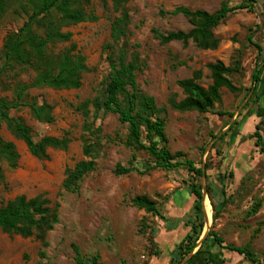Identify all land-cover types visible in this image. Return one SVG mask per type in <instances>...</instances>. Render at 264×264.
Returning a JSON list of instances; mask_svg holds the SVG:
<instances>
[{
	"label": "rangeland",
	"instance_id": "obj_1",
	"mask_svg": "<svg viewBox=\"0 0 264 264\" xmlns=\"http://www.w3.org/2000/svg\"><path fill=\"white\" fill-rule=\"evenodd\" d=\"M242 3L253 7L233 12L213 30L219 40L216 49H201L192 41L187 45L163 44L153 33L188 32L193 28L185 17L162 16L161 11L184 6L215 13L223 4L234 7ZM6 7L0 14V56L7 34L28 18L26 0H8ZM87 7L97 19L65 27L63 31L70 32L72 40L50 48L52 56L71 50L85 57L89 70L82 74L81 87L28 92L30 100L52 107V123L39 122L28 108L11 111L12 117L31 128L36 141L44 137L68 138L67 149L49 148L47 157H37L5 122L0 123V135L15 145L18 154L15 168L0 160L5 171L0 206L21 195L44 196L59 216L43 239L37 234L23 237L0 229V264H80L74 246L82 264H91L95 257L101 264H170L168 255L172 252L167 255V242L173 238L178 221L169 218L175 209L193 208L189 192L192 184L201 185L207 193L208 220L205 216L197 245L209 232L217 233L224 245H249L256 264H264V98L260 96L264 76L252 92L253 75L264 59V0H127L122 4L91 0ZM122 18L125 20L117 41L114 26ZM122 49L128 60L138 62L139 88L155 99L159 116L166 121L167 148L177 161L190 160L197 168H204L202 178H195L184 166L147 171L154 160L146 151L127 148V126L116 115H106L99 109L97 102L105 98L110 74L109 57L118 56ZM217 60L231 69L229 78L238 91L223 88L222 101L208 113L171 109V100L185 98L178 82L202 70L200 83L209 86L212 79L207 65ZM36 75L35 68L16 66L5 76L0 96L12 100L17 84H29ZM257 126L262 137L259 146L254 136ZM97 129L101 132L93 134ZM87 146L93 147L89 157L84 155ZM82 160L94 161L95 170L84 176L76 192L67 191V170ZM117 166L134 171L117 176ZM136 196L156 201L163 219L134 206ZM259 202L261 207L252 214ZM189 213L183 219L194 222L195 215ZM205 247L212 256L203 253L190 264H253L244 256L220 248L213 238ZM197 250L179 264H185ZM177 255L173 264L180 259Z\"/></svg>",
	"mask_w": 264,
	"mask_h": 264
},
{
	"label": "trees",
	"instance_id": "obj_2",
	"mask_svg": "<svg viewBox=\"0 0 264 264\" xmlns=\"http://www.w3.org/2000/svg\"><path fill=\"white\" fill-rule=\"evenodd\" d=\"M7 1L0 0V14H3L6 10ZM126 1L116 0V4H122ZM251 2L254 3V1ZM90 3L91 0H26L27 20L21 27L10 31L6 36L3 52L0 56L2 62L0 67V91L4 86L5 76L18 65L35 68L37 75L29 84H17L12 100L0 96V123L5 122L13 135L22 140L30 152L37 157H47L49 148L67 149L70 140L68 138L44 137L40 141H36L31 128L21 119L12 117L11 111L28 108L33 117L39 122L52 123L54 121L52 107L47 103L38 104L36 100H30L28 92L32 89L52 88L60 90L81 87L82 74L89 70L85 57L73 54L71 50H66L58 56H52L50 48L53 45L72 40V34L63 31L65 27L97 19L95 15L88 11L89 7L87 6ZM250 7H253V4L242 3L234 7L223 4L217 12L209 13L201 9L191 10L188 7L178 6L170 11H161V15L183 16L188 19L193 28L188 32L171 31L161 33L158 30H153V33L163 44L182 42L187 45L192 41L201 49H216L219 40L215 38L213 30L233 12L249 9ZM123 20L125 18L118 19L114 26L117 41ZM121 51L118 56L109 57L110 74L105 90V98L97 102L99 109L106 115H116L119 122L127 126L128 135L124 143L127 148L135 151H146L150 158L154 160V165L149 166L147 171L156 169L173 170L184 166L194 174L195 178H202L205 176L202 167L197 168L190 160L177 161L175 155L167 148L166 121L159 116L161 111L155 99L152 96L143 94L139 88L137 82L139 64L135 60H128L124 49ZM207 68L211 72L212 83L207 87L202 86L200 83L203 77L202 70H195L190 78L178 82L185 98L180 101L171 100L169 103L171 109L179 112L197 111L208 113L213 110L217 103L222 101L221 90L223 88H227L232 92L238 91L229 78L232 72L231 69L226 67L222 61L217 60L210 63ZM263 76L264 59L262 65L256 69L253 75L252 92H256ZM260 96L264 98V88ZM219 114L222 115V113ZM230 115L232 116V113ZM86 128L90 130L89 126H86ZM93 132V134L95 132L100 133L101 129ZM254 136L257 138V146L262 144L259 126L256 128ZM92 150V146H87L84 149V155L86 157L91 156ZM0 160H5L9 168L17 166L18 154L15 145L4 140L1 135ZM94 170V161L82 160L78 162L73 168L67 170L64 188L67 191L76 192L84 176ZM133 171L134 169L131 167L117 166L114 173L117 176H125ZM138 172L140 174L145 173ZM4 183L5 171L0 166V184ZM189 192L195 199L193 212L196 220L192 222L191 232L178 245L174 255L178 256L177 254H179L180 257L177 264L196 249L205 225L203 188L199 184H192ZM208 196L213 210L216 212V205L209 191ZM132 204L155 216H161L156 201L147 196H136L132 200ZM260 207L261 202L254 206L252 214H255ZM58 220L57 208H52L49 200L44 196L28 198L21 195L6 205L0 206V229L23 237L37 234L43 239L49 231L53 230ZM212 238L220 248L244 256L253 264L257 263L255 254L249 245L244 247L224 245V240L217 233L209 232L202 240L201 248L185 264H190L195 256L203 253L208 254L209 257L212 256V253L202 250L206 242ZM74 251L76 260L82 264L83 260L76 246H74ZM173 261H175V257L170 264H173ZM91 264L101 263L98 257H95L91 260Z\"/></svg>",
	"mask_w": 264,
	"mask_h": 264
},
{
	"label": "crops",
	"instance_id": "obj_3",
	"mask_svg": "<svg viewBox=\"0 0 264 264\" xmlns=\"http://www.w3.org/2000/svg\"><path fill=\"white\" fill-rule=\"evenodd\" d=\"M194 200H195L194 197H192L191 198V202H195ZM187 212H190L189 213L190 215L191 214L194 215L193 208L190 209V210L187 209V208L186 209L182 208V209H179L178 211H176V209H175L174 210V214H171L172 218L171 219L169 218V220L173 221V219L175 218V220L178 221V224L175 225V228H174L175 230H173L174 231L173 232L174 234H172L173 238L171 239L170 242L166 241L167 242V246H168L167 247L168 248V252H169V253L166 252L167 255L172 252L170 255H168V260H170V261H172V259L175 257L174 255L176 253L175 250L177 248V245H179L185 239L187 234H189L190 231H191L192 222L188 221L187 219H185V220L183 219L184 216L187 214ZM161 218L163 219V217H161ZM201 245H202V243H200L199 246L197 245L196 248H198V249L201 248ZM202 250L205 251L206 247L204 246V248ZM201 255H203V254H200L198 256H201Z\"/></svg>",
	"mask_w": 264,
	"mask_h": 264
},
{
	"label": "water",
	"instance_id": "obj_4",
	"mask_svg": "<svg viewBox=\"0 0 264 264\" xmlns=\"http://www.w3.org/2000/svg\"><path fill=\"white\" fill-rule=\"evenodd\" d=\"M203 171H204V173H205V169L203 168ZM207 193H206V191L203 189V196H204V210H205V201H206V195ZM205 216H206V220H208L207 219V214H206V211H205Z\"/></svg>",
	"mask_w": 264,
	"mask_h": 264
},
{
	"label": "bare ground",
	"instance_id": "obj_5",
	"mask_svg": "<svg viewBox=\"0 0 264 264\" xmlns=\"http://www.w3.org/2000/svg\"><path fill=\"white\" fill-rule=\"evenodd\" d=\"M207 209H208V211H209V212L211 213V209H210V206H208V208H207Z\"/></svg>",
	"mask_w": 264,
	"mask_h": 264
}]
</instances>
